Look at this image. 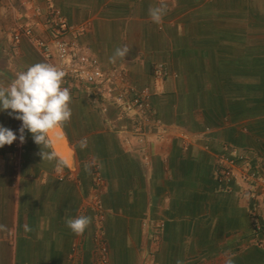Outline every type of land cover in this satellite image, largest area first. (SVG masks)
Masks as SVG:
<instances>
[{
    "label": "crops",
    "instance_id": "crops-1",
    "mask_svg": "<svg viewBox=\"0 0 264 264\" xmlns=\"http://www.w3.org/2000/svg\"><path fill=\"white\" fill-rule=\"evenodd\" d=\"M163 2L155 24L148 10L161 0H0V85L35 63L56 64L28 38L11 39L29 27L50 41L53 7L84 28L66 38L103 71L150 89L165 128L140 144L113 106L102 112L67 86L70 122L40 149L27 130L21 144L22 121L0 111V126L18 137L0 148V264H264L251 200L217 189L213 176L225 145L247 150L264 173V0ZM125 45L124 60L111 63ZM155 65L166 72L159 83ZM81 215L92 223L77 236L66 221Z\"/></svg>",
    "mask_w": 264,
    "mask_h": 264
},
{
    "label": "built area",
    "instance_id": "built-area-1",
    "mask_svg": "<svg viewBox=\"0 0 264 264\" xmlns=\"http://www.w3.org/2000/svg\"><path fill=\"white\" fill-rule=\"evenodd\" d=\"M47 25L51 32L50 41L39 39L29 27H19L11 34L13 44L26 37L48 58L55 54L57 62L54 65L66 73L65 86L76 85L102 112L113 106L118 116L131 121L132 125L127 130L136 142L142 144L150 129H156L157 137H161L165 128L152 110L149 88L137 89L131 85L123 70L113 68L103 71L76 41L66 38L68 34L75 38L84 28L69 26L59 10L50 9ZM165 73L161 65H155L152 69V77L158 83ZM181 137L183 145L188 147L189 134L183 131ZM252 158L254 156L247 150L225 145L222 157L214 166L213 176L217 189L231 193L238 188L240 194L251 200L249 215L253 234L257 244L264 248V173L261 161L252 163Z\"/></svg>",
    "mask_w": 264,
    "mask_h": 264
},
{
    "label": "clouds",
    "instance_id": "clouds-1",
    "mask_svg": "<svg viewBox=\"0 0 264 264\" xmlns=\"http://www.w3.org/2000/svg\"><path fill=\"white\" fill-rule=\"evenodd\" d=\"M167 11V5L161 0L159 6L149 8L148 14L153 23L161 24ZM130 50L126 45L117 47L110 57V62L124 60ZM65 77V71L55 65L41 62L33 64L26 71L18 72L16 78L7 87L0 85V111L10 109L8 115L22 121L19 129L21 144L25 142L24 133L27 130L40 149L42 146L50 147L53 134L70 122L72 95L70 89L64 86ZM17 139V135L12 130L0 126V148L11 145ZM87 146V139H82L80 148L85 149ZM39 155L42 160L53 159V155L42 150ZM86 170H89L88 166ZM91 223L92 218L83 215L66 221L67 227L77 236L83 235ZM6 230L5 225H0V231ZM25 230L31 229L26 226ZM177 264L182 262L178 260ZM226 264H233L231 257L227 259Z\"/></svg>",
    "mask_w": 264,
    "mask_h": 264
},
{
    "label": "rangeland",
    "instance_id": "rangeland-1",
    "mask_svg": "<svg viewBox=\"0 0 264 264\" xmlns=\"http://www.w3.org/2000/svg\"><path fill=\"white\" fill-rule=\"evenodd\" d=\"M252 221V220H251Z\"/></svg>",
    "mask_w": 264,
    "mask_h": 264
}]
</instances>
